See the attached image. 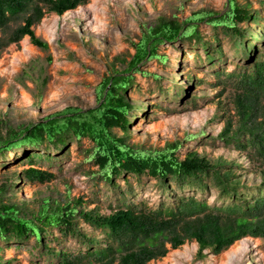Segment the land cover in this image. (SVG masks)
Instances as JSON below:
<instances>
[{
	"label": "rangeland",
	"instance_id": "1",
	"mask_svg": "<svg viewBox=\"0 0 264 264\" xmlns=\"http://www.w3.org/2000/svg\"><path fill=\"white\" fill-rule=\"evenodd\" d=\"M237 2L257 16L237 25L240 35L202 22L198 24V36L163 43L157 52L164 60L147 58L138 71L130 73V85L121 92L131 105L130 124L126 131L115 128L112 134L141 153L176 150L180 160L197 153L222 172L232 173L234 183L256 188L264 179L258 165L247 152L225 143L228 121L232 122L230 135L241 122L235 90L225 83L226 76L215 73L245 70L250 63L264 60V0ZM228 4L229 0H98L95 15L88 10V0L62 16L46 14L34 31L48 43L47 50L25 37L0 53V137L6 138L11 130H21L67 109L88 111L99 107L105 79L128 69L151 31L170 21L185 23L225 13ZM100 21L104 30L98 34L90 25ZM21 24L12 23L11 29ZM27 38L28 46L35 51L21 58ZM51 93H58V98L51 100ZM94 149L89 138H70L66 145L46 141L39 149L26 145L0 156L2 202L17 205L28 218L45 207L53 210L68 205L79 212L110 215L127 206L155 209L161 204L171 205L175 196L181 195L174 182L161 185L147 174H121L106 180L100 166L91 159ZM31 153L42 158L31 163ZM30 167L48 171L54 178L43 184L32 183L24 175ZM183 195H195L212 207L230 203L220 199L219 189L214 186L206 192L187 190ZM79 212L74 218L79 230L103 244L104 233L84 222ZM49 231V247L75 252L83 248L77 239H62L58 229ZM239 242L245 243L240 252L222 261L221 257ZM167 247L168 254L150 264H162L170 254L185 247L191 253L190 259L178 258L175 264H264V239L259 238H243L218 255L210 249L200 253L199 244L190 240L178 249L170 244ZM49 260L34 238L0 241L2 263L50 264Z\"/></svg>",
	"mask_w": 264,
	"mask_h": 264
},
{
	"label": "trees",
	"instance_id": "2",
	"mask_svg": "<svg viewBox=\"0 0 264 264\" xmlns=\"http://www.w3.org/2000/svg\"><path fill=\"white\" fill-rule=\"evenodd\" d=\"M87 2L0 0V53L25 37H29L34 46L47 50L48 43L36 36L34 26L46 14L62 16ZM256 17L237 0H229L225 13L201 16L185 23L170 21L162 24L146 36L124 73L105 79L99 107L88 111L67 109L37 124L11 130L6 138L0 137V156L26 145L39 149L46 141L66 145L70 138H89L95 144L91 159H95L106 180L121 174H147L161 185L174 182L181 195L175 196L171 205L161 204L155 209L127 206L110 215L79 212L69 205L53 210L45 207L36 216L28 218L21 214L17 205L3 203L0 190V241L23 242L34 238L42 253L50 257V264H150L168 254V244L172 249H178L186 240L196 241L200 253L210 249L218 255L243 238L264 239V179L256 188L243 187L234 183L232 173L222 172L197 153H189L184 160L176 156V150L141 153L127 147L112 134L115 128L126 131L130 124L131 105L121 93L130 85V73L138 71L147 58L164 60L165 57H160L157 52L160 45L198 36V24L205 21L212 27H223L240 35L237 25ZM18 21L23 24L11 29V24ZM243 43L240 41V45ZM215 73L226 76L225 83L235 90L241 122L238 130L230 135L232 122L228 121L225 143L247 152L264 176V60L250 63L245 70L231 73L216 70ZM36 158L40 160L42 156L28 155L31 163ZM24 175L32 183L43 184L54 178L48 171L34 167L25 170ZM212 186L219 189L220 199L230 203L212 207L195 195H183L187 190L206 192ZM78 212L84 222L104 233L103 244L79 230L74 223ZM49 228L58 229L64 240L77 239L83 248L75 252L49 247L46 244Z\"/></svg>",
	"mask_w": 264,
	"mask_h": 264
},
{
	"label": "bare ground",
	"instance_id": "3",
	"mask_svg": "<svg viewBox=\"0 0 264 264\" xmlns=\"http://www.w3.org/2000/svg\"><path fill=\"white\" fill-rule=\"evenodd\" d=\"M97 3H98V0H91V5H89V8H88V10L91 12V13H94L95 15H96V10H97V8H98V6H97ZM89 13V12H88ZM101 13V12H100ZM94 15V16H95ZM97 18V17H96ZM56 21V20H55ZM59 25V23H58V21H56L55 23H54V26L57 28V26ZM102 21H100V24H98V23H95V24H91L90 26H91V28H92V30L94 31V32H96V33H100V32H102L103 30H104V27H102ZM49 26V25H48ZM49 28V27H48ZM55 28V29H56ZM51 29V28H50ZM49 29V30H50ZM55 32V31H54ZM54 36H55V33L53 34ZM28 44H30L29 43V40H28V38L24 41V43H23V47H24V50H23V52H22V54H21V58H23V57H29V56H32L33 55V52L35 51L34 50V48H32V47H30V46H28ZM15 58V57H14ZM25 60V59H24ZM20 63V62H19ZM14 65V64H13ZM18 66V65H17ZM58 93H51L50 94V99L51 100H55V99H57L58 98ZM24 98H26L27 99V97H26V95H25V97ZM245 245V243L244 242H239V244L238 245H236V246H234L227 254H225L224 256H222L221 257V260L223 261V260H225V258H227L228 256H232V255H236L238 252H240V246H244ZM190 257H191V253L188 251V247H185L184 248V251H176V252H174V253H172V254H170L165 260H164V262L162 263V264H175L176 263V261L178 260V258H184V259H190ZM222 261H219V262H222ZM222 264H223V262H222Z\"/></svg>",
	"mask_w": 264,
	"mask_h": 264
}]
</instances>
